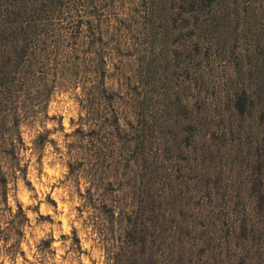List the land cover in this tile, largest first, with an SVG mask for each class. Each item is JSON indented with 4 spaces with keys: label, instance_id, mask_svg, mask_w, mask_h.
Wrapping results in <instances>:
<instances>
[{
    "label": "trees",
    "instance_id": "trees-1",
    "mask_svg": "<svg viewBox=\"0 0 264 264\" xmlns=\"http://www.w3.org/2000/svg\"><path fill=\"white\" fill-rule=\"evenodd\" d=\"M252 1L0 0L5 228L26 218L7 204L21 123L72 88L67 175L101 184L110 216L113 193L142 199L113 264H264V0Z\"/></svg>",
    "mask_w": 264,
    "mask_h": 264
},
{
    "label": "rangeland",
    "instance_id": "rangeland-1",
    "mask_svg": "<svg viewBox=\"0 0 264 264\" xmlns=\"http://www.w3.org/2000/svg\"><path fill=\"white\" fill-rule=\"evenodd\" d=\"M108 64L111 70L110 58ZM129 67L130 62L123 61L119 74ZM114 77L109 82L118 86ZM76 93L72 88H58L48 103L49 118L21 123L24 146L20 162L24 168L17 175L7 171V204L15 210L19 203L26 218L21 232L15 233L13 228H5L7 215L0 212V264H113L121 252L120 244L128 238L132 220L126 217L133 219L138 214L142 199L129 189L113 193L119 207L110 216V198L108 207L100 205L107 197L101 194V184L91 186L82 176L77 181L67 175L68 136L64 131L78 119ZM40 132L48 140L38 147L35 141Z\"/></svg>",
    "mask_w": 264,
    "mask_h": 264
}]
</instances>
